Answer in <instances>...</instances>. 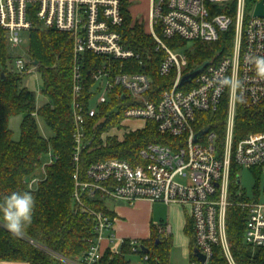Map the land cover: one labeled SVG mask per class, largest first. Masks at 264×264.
Wrapping results in <instances>:
<instances>
[{"label":"built area","instance_id":"2783aa9c","mask_svg":"<svg viewBox=\"0 0 264 264\" xmlns=\"http://www.w3.org/2000/svg\"><path fill=\"white\" fill-rule=\"evenodd\" d=\"M258 4L264 7V0H254L251 6L247 0H150L148 35L155 42L153 52H162L157 72L169 78L155 96L148 95L151 76L134 71L142 64L139 55L123 43L121 0H0V28L6 32L8 46L17 48L24 42L22 34L33 28L55 29L72 38L69 106L75 171L71 199L88 213L95 236L77 258L29 240L31 244L63 264H96L107 249L115 247L117 252L126 240L130 252L141 255L147 264L138 239H116L114 217L83 202L98 197L130 207L141 199L188 207L193 248L204 257L202 262L193 255L190 264H209L215 248L228 264H235L227 239L229 208L244 213L243 243L252 250L264 248V202L258 200V193L254 200L246 199L237 186L239 167L264 168V130L249 132L237 141L233 138L237 106L250 110L264 104V69L257 64L264 59V16L255 15ZM230 29L231 51L207 60L200 72L181 84L183 76L197 67L187 68L184 46L166 41L216 42ZM10 70L27 76L36 65L15 57ZM226 79L234 86L223 84ZM225 95L224 141L219 150L215 132L203 124L199 113L214 114ZM116 113L121 115L119 125L102 132L94 145L97 126ZM126 121H141L143 127L129 128ZM147 121L155 123L159 134L176 140L141 148L134 165L107 158L91 163L80 175L81 153L104 147L111 138L121 142ZM201 129L207 132L195 141ZM55 159L52 154L50 164ZM38 182L27 178L25 184L35 190ZM156 229L163 237L171 235L167 223L157 224ZM103 239L108 241L105 249Z\"/></svg>","mask_w":264,"mask_h":264},{"label":"trees","instance_id":"16d2710c","mask_svg":"<svg viewBox=\"0 0 264 264\" xmlns=\"http://www.w3.org/2000/svg\"><path fill=\"white\" fill-rule=\"evenodd\" d=\"M254 0H247L251 6ZM128 0H121L124 17L123 43L137 53L142 61L134 67L135 72L148 73L153 82L148 95L157 96L166 87L169 78L159 76L157 68L162 52H153L155 42L145 32L142 22L133 19L128 10ZM29 59L36 62L42 88L48 103L39 109L35 107V94L22 86L25 76L12 72V57L8 53L6 32L0 28V203L12 192H30L35 198V209L31 224L23 236H13L5 227L0 213V261L26 262L27 264H63L48 253L29 242L33 240L68 258L84 254L95 233L91 219L80 206L72 202L74 188L72 118L70 101V70L72 59V38L69 34L55 29L33 28L28 32ZM170 46H186L188 69L198 67L209 59H220L232 49L231 29L221 34L216 42L187 43L167 40ZM91 59V55L87 54ZM88 71V69H85ZM85 71V72H86ZM3 76V77H2ZM227 110V96L222 98L217 111L199 113L200 120L209 130L215 132L216 146L220 150L224 141V122ZM35 115L43 119L53 133L50 139L42 137L37 129ZM21 116L19 138L13 140L9 128L12 117ZM120 113L111 114L94 131V145L100 142L99 135L108 128L118 126ZM90 126L93 122H90ZM197 128H201L200 126ZM264 130V104L245 110L237 106L234 122V141L249 132ZM175 138L161 135L152 121L144 128L125 135L123 141L115 138L107 140V145L80 155L79 170L83 176L85 169L94 162L107 158L123 159L131 164L137 162L138 151L148 144H170ZM51 148L55 161L45 166V177L38 182L35 190H28L25 181L40 166V157ZM235 171L232 168V173ZM89 208L111 217L114 213L107 207V201L100 198L83 200ZM227 239L235 264H264V248L250 249L243 243L244 213L229 208L226 213ZM185 232L191 236L190 261L194 260L191 222L187 221ZM148 249L147 264H169L170 236L163 237L151 225L150 236L139 240ZM131 254L126 240L119 251L107 249L96 264H131L127 255ZM145 254V253H140ZM141 256V255H140ZM209 264H228L218 248Z\"/></svg>","mask_w":264,"mask_h":264},{"label":"rangeland","instance_id":"374dc122","mask_svg":"<svg viewBox=\"0 0 264 264\" xmlns=\"http://www.w3.org/2000/svg\"><path fill=\"white\" fill-rule=\"evenodd\" d=\"M148 0H133L130 1L129 6L135 5L136 3L140 8L145 6L147 8ZM135 13L134 9L131 7L130 14L133 18L143 23L145 32L150 30V26L147 21L146 12H142L139 9ZM24 42L17 48H12L8 46V53L14 59L15 57H20L23 60L29 59L28 49V35L26 33L22 34ZM188 47H183V51L187 50ZM12 62V61H11ZM12 63H10L11 66ZM22 86L31 90L35 94V107L39 109L44 104L48 103V99L41 93L42 81L38 71H34L32 74L27 75L23 78ZM95 89V88H94ZM94 104V99L90 101V105ZM213 115V114H212ZM211 115V116H212ZM21 116H15L9 120V128L13 132V140L19 138V124L21 122ZM35 121L37 129L42 137L45 139H50L53 133L45 125L43 119L35 115ZM125 125L129 128H141L143 123L141 121H126ZM108 128L106 131H108ZM53 151L51 148L48 149L40 157V166L29 176V180L35 179L36 181H41L45 177V166L50 164ZM240 182L237 184L238 189H241L244 196L248 200H254L255 194L258 193V200L264 202V168H248L246 166H241L237 170ZM181 183H187V180L177 179ZM37 183L35 184V186ZM114 202L107 201V207L109 208ZM135 205V204H134ZM152 223H168L171 226V245H170V255L169 264H190V253H191V236L185 232L186 222L189 221L188 217V207L170 204L166 205L161 202H156L154 205V213ZM146 234L141 238H145ZM134 239V238H132ZM115 244V243H114ZM112 243L111 246H114ZM127 259L131 264H144L141 256L136 253H131L127 255Z\"/></svg>","mask_w":264,"mask_h":264},{"label":"crops","instance_id":"0c3cea01","mask_svg":"<svg viewBox=\"0 0 264 264\" xmlns=\"http://www.w3.org/2000/svg\"><path fill=\"white\" fill-rule=\"evenodd\" d=\"M130 1L128 0L129 4ZM131 7L134 9L135 13L140 11L146 12L147 21L150 11V0L147 2V8L143 6L142 8L136 3L135 5H130L128 10L130 12ZM131 15V14H130ZM133 18V17H132ZM135 19V18H133ZM156 202L151 203L148 200L141 199L138 200L134 206L121 205L120 203H114L111 211L114 213V235L116 239H147L150 236V227L153 225L156 228L157 224L152 223L154 205ZM159 224V223H158ZM168 224V223H167ZM171 228V226H170ZM172 229V228H171ZM146 234L145 238H141ZM108 246V241L103 239L101 241L102 249ZM0 264H27L26 262H12V261H0Z\"/></svg>","mask_w":264,"mask_h":264},{"label":"clouds","instance_id":"9594fccd","mask_svg":"<svg viewBox=\"0 0 264 264\" xmlns=\"http://www.w3.org/2000/svg\"><path fill=\"white\" fill-rule=\"evenodd\" d=\"M257 64L264 69V59H259ZM222 83L234 86L232 81L227 79ZM34 209L35 198L30 192H12L0 203L4 227L15 237L23 236L32 222Z\"/></svg>","mask_w":264,"mask_h":264},{"label":"water","instance_id":"95a60500","mask_svg":"<svg viewBox=\"0 0 264 264\" xmlns=\"http://www.w3.org/2000/svg\"><path fill=\"white\" fill-rule=\"evenodd\" d=\"M255 15L264 16V7H262L261 4H258V6L255 10ZM34 64L36 65V62ZM204 65H205V63H203L201 66L197 67L196 69L192 70L190 73L184 75L183 78L181 79V84L190 80L191 78H193L198 72H200L202 70ZM206 132H207V129L199 130L197 133H195L194 140L196 141L197 139L201 138L203 136V134H205ZM237 182H239V180H237ZM120 204L122 205V203H120ZM140 248L144 253L148 252V249L146 247H144L143 245H141ZM113 250H115V247L113 248ZM193 255L196 258H198L200 261H202V262L204 261V257L197 251L196 248H193ZM156 264H159V263H156Z\"/></svg>","mask_w":264,"mask_h":264}]
</instances>
